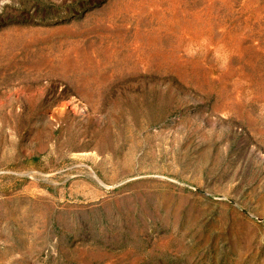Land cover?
<instances>
[{"label":"rangeland","instance_id":"rangeland-1","mask_svg":"<svg viewBox=\"0 0 264 264\" xmlns=\"http://www.w3.org/2000/svg\"><path fill=\"white\" fill-rule=\"evenodd\" d=\"M0 264H264V0H0Z\"/></svg>","mask_w":264,"mask_h":264}]
</instances>
